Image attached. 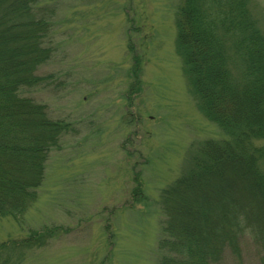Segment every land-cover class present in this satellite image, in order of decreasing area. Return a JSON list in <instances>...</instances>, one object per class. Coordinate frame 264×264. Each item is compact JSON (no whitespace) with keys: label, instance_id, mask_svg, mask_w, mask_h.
<instances>
[{"label":"rangeland","instance_id":"374dc122","mask_svg":"<svg viewBox=\"0 0 264 264\" xmlns=\"http://www.w3.org/2000/svg\"><path fill=\"white\" fill-rule=\"evenodd\" d=\"M43 1L55 10L53 55L38 72L53 78L24 95L74 130L49 153L22 221L0 219V241L60 226L68 232L24 264H157L161 189L180 175L191 143L224 137L198 113L175 53L181 0ZM129 44L141 60L136 94ZM135 176L146 200L130 205ZM248 241L241 262L227 254L220 264H258Z\"/></svg>","mask_w":264,"mask_h":264},{"label":"trees","instance_id":"16d2710c","mask_svg":"<svg viewBox=\"0 0 264 264\" xmlns=\"http://www.w3.org/2000/svg\"><path fill=\"white\" fill-rule=\"evenodd\" d=\"M54 12L43 0H0V219L22 221L37 200L49 153L74 130L24 95L53 78L38 71L53 55ZM174 26L190 97L224 137L191 143L180 175L161 189L157 264H220L227 254L238 263L247 240L264 264V5L181 0ZM127 50L129 93L136 94L141 60L130 44ZM133 182L130 205L146 200L138 176ZM67 232L43 226L2 240L0 264H24Z\"/></svg>","mask_w":264,"mask_h":264}]
</instances>
